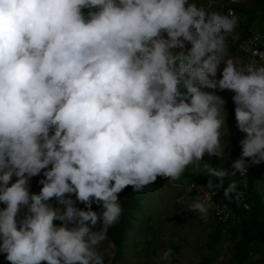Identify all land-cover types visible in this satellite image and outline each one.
Wrapping results in <instances>:
<instances>
[{
	"label": "clouds",
	"instance_id": "9594fccd",
	"mask_svg": "<svg viewBox=\"0 0 264 264\" xmlns=\"http://www.w3.org/2000/svg\"><path fill=\"white\" fill-rule=\"evenodd\" d=\"M237 8L231 0H0V253L9 264H105L100 246L123 215L126 187L179 181L201 166L223 185L264 162V37L237 47L247 63L231 56ZM215 90L234 93L245 134L231 172L204 160L222 159L229 135ZM212 187L211 179L199 186L190 211L208 214Z\"/></svg>",
	"mask_w": 264,
	"mask_h": 264
},
{
	"label": "rangeland",
	"instance_id": "374dc122",
	"mask_svg": "<svg viewBox=\"0 0 264 264\" xmlns=\"http://www.w3.org/2000/svg\"><path fill=\"white\" fill-rule=\"evenodd\" d=\"M197 4L199 5V3ZM237 7L239 26L235 31V41L240 40L241 32L247 26L250 27V30L248 29L250 34L258 33L264 37V4L260 0H237ZM230 54L239 62L247 63L251 60L239 49L230 52ZM222 68L223 65L218 71V78ZM215 92L225 100L227 113L226 122L229 135L222 137L225 155L222 159L218 158L225 168L227 162L232 165L236 159L240 158L242 151L240 141L245 134L237 128L235 104L232 99L234 93L230 90H215ZM231 103L234 104V108L230 107ZM204 160L208 161L212 167L211 156L205 155ZM258 171L260 178L255 183L254 190L261 198L260 219L264 223V162L258 165ZM205 176L208 175L201 166V170L196 173L190 168L179 181L158 177L153 184L139 192L134 191L131 186L137 207L129 219L127 240L121 255L114 261L117 247L110 236L112 227L108 230V240L100 246L105 264H239V259L242 256L248 257L244 264H249L257 259L264 260L262 244L253 242L248 247L243 246V222L236 213L231 212L229 220L222 222L213 216L211 210L206 216L189 210L188 206L194 202L196 197L189 191L190 182ZM233 177L229 174L226 177L228 178L227 182L232 183ZM30 187L32 192L38 193L41 185L33 177ZM73 199H75L74 196ZM76 206L85 207L79 202ZM92 208L98 213L102 212V208L95 203ZM218 222H222V225ZM102 227L101 220L94 230L98 231ZM215 231H219V239L211 245V235ZM168 250H171L169 258L161 259L164 252ZM175 250L179 254L177 261L174 260ZM5 256L6 254L0 253V264H9Z\"/></svg>",
	"mask_w": 264,
	"mask_h": 264
},
{
	"label": "trees",
	"instance_id": "16d2710c",
	"mask_svg": "<svg viewBox=\"0 0 264 264\" xmlns=\"http://www.w3.org/2000/svg\"><path fill=\"white\" fill-rule=\"evenodd\" d=\"M264 4V0H260ZM250 27L247 26L243 28L241 35H240V40L235 41L234 35L233 38L229 37V44H230V52H234L237 47L241 44V42H244L250 35L249 29ZM249 29V30H248ZM213 91V90H209ZM216 93V92H215ZM231 108H234V104L231 103L230 105ZM240 157V156H239ZM213 164L212 167L215 168H224V166L221 164V162L218 160V157H212ZM227 169H231V164L228 162L226 163ZM248 172L246 174V183H243L241 174L237 173L233 178H232V183H235L236 188L235 190L240 191L244 190L245 191V199L242 202V204L238 203L235 200L234 194L231 193V197H225L229 208L231 211L239 215L242 219L243 222V235H244V243L243 246L248 247L250 244L253 242L262 244L264 246V223L261 221L260 216H261V198L255 192V183L259 180L260 178V172L258 171V165H253L249 162L248 164ZM36 180L39 182L41 179H43L42 174L40 176L35 177ZM211 179L213 181V184L215 187L220 188L221 190H225L229 184L228 183V178L225 177L223 185L219 184V181L216 177H209L205 176L204 178L201 179H194L192 182H197L200 183L202 181H206ZM42 187V185H41ZM196 196V194H194ZM119 199L120 203L124 209L123 215L121 216L119 222L112 226L111 234L110 236L113 238V242L117 247V254L116 257L114 258V261L121 255V252L124 248V244L127 240V230L129 226V219L132 217L133 211L137 207V201L134 197V192L132 190L131 186L126 187L121 193H119ZM53 205L55 206L56 202L53 200L52 201ZM213 208H210L212 211ZM215 209V208H214ZM213 209V210H214ZM59 223V222H57ZM220 225H222V222H218ZM224 224V223H223ZM219 239V231H215L211 235V241L210 244L216 243V241ZM178 251H174V260H178ZM239 264H244L247 260V256H242L239 259ZM249 264H264V260L262 259H257L254 262H249Z\"/></svg>",
	"mask_w": 264,
	"mask_h": 264
},
{
	"label": "built area",
	"instance_id": "2783aa9c",
	"mask_svg": "<svg viewBox=\"0 0 264 264\" xmlns=\"http://www.w3.org/2000/svg\"><path fill=\"white\" fill-rule=\"evenodd\" d=\"M221 1H226V0H221ZM237 0H231L232 3H236ZM257 42H260V38L256 39ZM248 171V169H247ZM247 174V173H246ZM246 174L241 175L242 177V181L243 183H246ZM208 183V180L206 181H202L200 183L197 182H192V184L190 183V189L189 191L192 192V194H196L197 196L202 195V193L199 190V186H206ZM206 191L209 193V195L212 198V207L211 208H215L214 210L212 209V214L215 218H217L218 220H221L222 222H226L229 220L230 216H231V209L229 208V205L225 199L224 196V190H221L220 188L215 187V185L213 184V187L211 189H206ZM232 194H234L235 200L242 204V202L245 199V191L244 190H240L237 191L235 190L234 192H232Z\"/></svg>",
	"mask_w": 264,
	"mask_h": 264
}]
</instances>
